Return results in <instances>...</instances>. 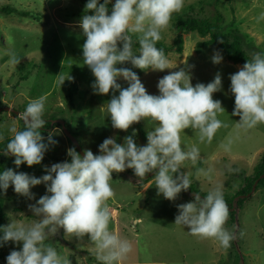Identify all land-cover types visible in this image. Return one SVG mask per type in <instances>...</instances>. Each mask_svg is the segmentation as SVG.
<instances>
[{
    "label": "rangeland",
    "instance_id": "1",
    "mask_svg": "<svg viewBox=\"0 0 264 264\" xmlns=\"http://www.w3.org/2000/svg\"><path fill=\"white\" fill-rule=\"evenodd\" d=\"M110 4L113 7L115 0ZM189 5L204 18H211L217 10L222 15L220 26L223 32L236 30L243 37L248 54L264 56V19L261 18L264 0H184V7L173 17L186 11ZM3 6L30 15L0 14V142L13 136L11 127L24 129L21 120L3 108L22 112L30 100L47 95L42 118L63 120L69 131L76 134L83 152L90 149L94 155H99V145L106 138H115L116 143L122 145L125 137L131 136L133 131L138 145L147 144V132L154 130L157 122L145 118L127 131L114 129L105 105L113 93L99 95L94 92L95 77L83 64L82 46L86 37L79 27L81 16L87 14L86 5L79 0H0V7ZM130 35L138 39L140 34ZM161 36V43L174 45L176 32L171 21ZM206 38L196 32L183 35L182 52L171 51L165 55L170 61V69L128 68L138 75L151 95H159L158 81L170 71L181 68L189 71L193 86L197 83L207 85L217 73L221 74L222 88L213 94V99L222 102L225 112L218 114L217 118L227 126L216 132L211 143L200 142L198 130L185 129L181 133L182 147L187 150L196 146L200 158L195 163L185 161L180 171L191 173V190L207 196L210 191L219 189L224 200H229L244 184L245 176L253 174L264 151V124L251 129L237 126L240 117L232 115L235 97L230 91L229 77L242 65L229 61L217 46L198 47V42ZM217 51L223 56L220 64L212 62ZM133 52L139 54V49L133 48ZM12 53L21 59L18 66L8 63ZM61 78L65 80L63 84ZM117 83L122 88L128 87L123 78ZM115 95L118 96L119 92ZM41 134L46 144L49 134L56 143L48 145L40 165L28 167L21 164L17 167L15 157L0 152V157L3 155L0 173L12 169L40 178L46 174L45 167L71 161L67 155L71 146L60 128L41 130ZM225 146L230 150L226 151ZM155 174L152 172L139 178L132 169L113 173L110 183L115 195L107 202L112 211L109 231L118 232L122 239L132 244V251L113 264H264V181L256 191H250L241 209L235 211L234 222L229 224L226 221L224 227L235 235V239L225 249L214 238L193 236L186 226L175 224L179 214L177 206L193 202L190 195L196 194L182 191L174 201H169L158 193ZM31 193L35 198L24 196L23 202L13 186L10 185L6 192L0 190L4 227L12 222L28 226L38 219L29 206L47 194L46 186H35ZM134 218L141 223L133 226ZM62 236L60 240L50 235L44 243L54 247L71 264H105L98 259L96 246L87 235L78 238L62 229ZM21 249L22 243L12 242L4 252L2 264H7L6 258L11 251Z\"/></svg>",
    "mask_w": 264,
    "mask_h": 264
},
{
    "label": "clouds",
    "instance_id": "2",
    "mask_svg": "<svg viewBox=\"0 0 264 264\" xmlns=\"http://www.w3.org/2000/svg\"><path fill=\"white\" fill-rule=\"evenodd\" d=\"M109 3L111 0L86 3L87 14L79 22L86 37L82 46L83 64L95 77L92 87L96 94L113 93L105 105L114 129L127 131L145 118L157 122L156 127L147 132L144 146L135 142L133 131L122 145L115 138H106L99 145V155L85 149L81 157L74 147L69 148L67 155L71 161L45 167L46 174L40 178L12 169L0 173V190L4 192L11 185L15 193L34 199L31 188L44 184L47 190L35 205L29 206L37 220L28 226L12 222L0 228L3 232L0 244L22 243L21 250H13L7 256V264H71L54 247L44 243L59 228L78 238L87 235L96 246L98 259L105 264L122 260L132 251V244L118 232L109 231L112 211L107 202L115 195L110 183L113 173L132 169L137 177L143 178L155 172L158 193L174 201L191 185V173L181 172V166L185 161L195 163L200 158L196 146L187 150L182 147L181 133L189 128L198 130L200 142L211 143L216 132L227 126L217 118L225 112L222 102L213 99V94L222 88L220 73L207 85L193 86L189 71L184 68L170 71L158 81L159 95H151L138 75L123 66L130 63L141 70L170 69V61L156 44L173 14L184 7V0H115L111 14ZM261 18L264 19V13ZM130 33L140 34L139 54L133 52ZM222 60V54L215 52L212 62L220 64ZM8 63L18 66L21 59L12 53ZM119 78L128 87L122 88L117 83ZM61 79L63 84L65 80ZM229 79L235 97L232 115L240 117L237 126L251 129L264 124V56L254 53ZM46 101L47 95L30 100L16 117L24 122V129L10 128L13 136L4 155L15 157L17 167L40 165L48 145L56 143L49 134L46 144L41 134L46 123L42 118ZM225 150L230 149L225 146ZM177 207L176 225L186 226L193 236L214 238L223 248L230 247L235 235L224 227L230 210L219 189L210 191L203 199L196 194L193 202ZM138 223L141 220L134 218L133 226Z\"/></svg>",
    "mask_w": 264,
    "mask_h": 264
},
{
    "label": "trees",
    "instance_id": "3",
    "mask_svg": "<svg viewBox=\"0 0 264 264\" xmlns=\"http://www.w3.org/2000/svg\"><path fill=\"white\" fill-rule=\"evenodd\" d=\"M79 1L83 5H86V3L88 2V0H79ZM103 2L104 0H100V3H103ZM108 8H109V14H111L112 7L110 3L108 5ZM11 13H15L16 15L21 16V17H27L30 15L29 12H26V11L17 12L14 9L10 8L9 6L0 7V14L8 15ZM76 16H80V15L77 14ZM221 20H222V15L217 10L211 16V18H204L202 16L197 15V13H195L194 6L189 5L186 11L174 17L172 16L171 18L172 27L176 32L174 45H165L161 43L160 41H158L156 44V47L159 49H162L165 55L171 51H174L175 53L180 54L182 52V46H183V35L189 34L191 32H196L200 37H203V38L207 37L203 41L198 42V47H207L211 45L217 46L224 52V54L226 55V58L229 61L236 63V64L237 63L241 64L243 66L247 62V60L250 61L253 56L248 54V52L245 50L244 39L240 34L237 33L236 30H232L227 33L222 31L221 26H220ZM132 40H133L132 47L140 49L138 39L132 38ZM123 66L128 68V67H131L132 65L129 63ZM118 67L120 66L118 65ZM45 121L46 123L44 124L43 129H42V131L44 132L51 130L53 128H60V125L57 123H54L53 125H51L50 120H45ZM67 129L69 130L68 127ZM71 134L74 137H76L75 136L76 134L72 132ZM11 138L12 137L5 138L4 140L0 142V152H3V154L6 150V145L11 140ZM70 146L71 148H73L71 144ZM2 157H0V159ZM262 174H264V151L261 153V156L259 157V161L255 167L253 174L251 176H245L244 184L241 187H239V189L236 191V193L231 199L225 200L230 210V215L227 220L229 224H232L234 222L235 211L237 209H241V206L244 203L245 198H246L245 195L250 193L254 182L257 180L256 186L254 189V191H256L258 186L264 181V176L262 178H259ZM187 192H192L194 194L201 195L202 199L206 197L202 195L200 192L193 191L190 188L187 190ZM240 195H243V197H239ZM20 196L23 202H25V197L22 195ZM234 197H238V199L235 202V207H233ZM190 198L192 201H194L195 196L190 195ZM19 208H22V206L20 205ZM3 227H4V214L2 212V208L0 204V228H3ZM2 236H3V232L0 231V237ZM11 246H12L11 241L0 244V264L3 263L4 252L8 250Z\"/></svg>",
    "mask_w": 264,
    "mask_h": 264
},
{
    "label": "water",
    "instance_id": "4",
    "mask_svg": "<svg viewBox=\"0 0 264 264\" xmlns=\"http://www.w3.org/2000/svg\"><path fill=\"white\" fill-rule=\"evenodd\" d=\"M4 111H7V112H10L11 114H13L14 116H18V114L20 113V111H16L14 109H11V108H8V107H5L3 109ZM0 112H1V109H0ZM22 124H24L23 121H21ZM54 123H57L60 125V129L62 131V133L64 134L65 138L69 141V143L76 149V151L81 155V157H83V150L80 146V144L78 143L77 139L71 134V132L67 129L66 125H65V122L63 120H50V124L53 125ZM264 176V174L262 175ZM261 176V177H262ZM256 181L254 182L252 188H251V192L255 189V186H256ZM249 194L245 195V196H248ZM194 196V195H193ZM200 196V195H199ZM201 197V196H200ZM239 197H243V195H240ZM238 199V197L234 200V203H233V207H235V202L236 200ZM54 237L62 240L63 239V236H62V228H59L57 233L54 235Z\"/></svg>",
    "mask_w": 264,
    "mask_h": 264
},
{
    "label": "flooded vegetation",
    "instance_id": "5",
    "mask_svg": "<svg viewBox=\"0 0 264 264\" xmlns=\"http://www.w3.org/2000/svg\"><path fill=\"white\" fill-rule=\"evenodd\" d=\"M4 109V108H3Z\"/></svg>",
    "mask_w": 264,
    "mask_h": 264
}]
</instances>
